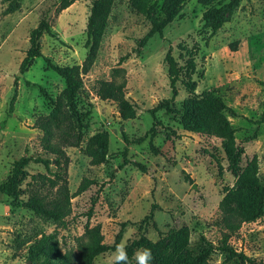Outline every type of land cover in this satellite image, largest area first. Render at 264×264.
<instances>
[{
	"label": "rangeland",
	"instance_id": "obj_1",
	"mask_svg": "<svg viewBox=\"0 0 264 264\" xmlns=\"http://www.w3.org/2000/svg\"><path fill=\"white\" fill-rule=\"evenodd\" d=\"M11 1L18 3L17 8L6 13ZM59 1L0 0V183L19 157L51 156L42 149V132L34 125L37 117L50 111L39 86L55 97L63 90L64 80L41 57L20 72L30 31L47 17L52 32L40 36V50L56 64L80 65L88 51L91 0H75L57 11ZM229 1L213 0L208 5L206 0H188L162 34L141 44L151 25L150 16L141 10L142 0H114L97 57L82 75L83 86L75 99L84 114V126L81 144L65 148L70 158L68 188L75 193L65 225L15 207L0 194V264H34L28 249L41 233L51 235L48 246L76 252L77 238L87 224L99 225L103 241L109 245L124 222L120 242L126 245L140 234L152 241L169 239L182 227L190 241L203 233L220 245L221 232L215 224L218 204L235 177L228 170L222 138L184 130L179 112L189 95L185 81L192 60L195 93L210 91L224 101L223 113L235 130L236 143L244 148L239 166L243 170L255 160L256 174L264 181V0H238L227 7L225 21L212 34L203 19L204 11ZM169 48L183 67L176 82L178 94L170 104L175 112L157 110L151 135L149 110L172 96L165 62ZM123 79L125 97L137 109L136 116L127 120L120 118L114 101L100 97L110 81ZM123 132L132 141L125 155ZM97 134L107 135V162L93 165L85 151L96 146L89 141ZM26 172L29 175L20 186L23 200L35 193H50L47 181L30 176L50 177L41 163L29 161ZM83 178L92 183L76 194ZM150 211L153 217L142 222ZM229 243L234 252L250 261L216 249L210 264H264V214L243 223ZM113 251L99 254L92 264H110Z\"/></svg>",
	"mask_w": 264,
	"mask_h": 264
},
{
	"label": "trees",
	"instance_id": "obj_2",
	"mask_svg": "<svg viewBox=\"0 0 264 264\" xmlns=\"http://www.w3.org/2000/svg\"><path fill=\"white\" fill-rule=\"evenodd\" d=\"M75 0H60L57 11H61L71 5ZM142 0L141 10L150 16V28L141 44L152 35L162 34L163 28L182 10L188 0ZM210 4L213 0H206ZM238 0H230L226 6L208 7L203 13L204 21L211 27L214 34L225 21L224 14L227 7H231ZM114 0H91V11L86 25V42L88 48L83 62L73 65H59L51 61L40 50L39 38L42 34H51L50 24L47 17H43L38 25L30 31L29 47L20 63V72H24L32 63L33 59L41 57L47 67L58 74L64 80L63 90L53 97L43 86H39L42 96L47 100L50 111L40 115L35 120V127L42 132L41 147L50 157L21 156L13 161L12 167L6 179L0 183V194L11 199V205L26 208L45 218L52 219L58 225H65V217L70 212V200L75 193H70L68 188L67 169L70 163L66 147H78L83 137L84 114L76 107L77 92L83 86L82 75L87 73L93 65L102 40V33L107 26L108 18ZM17 2L11 1L6 8V13L16 10ZM220 4V3H219ZM153 13L152 15H150ZM168 67L169 85L172 96L159 101L149 110L153 117L151 135L155 133L157 117L155 112L165 109L167 113L175 112L171 107L175 96L178 94L176 82L180 79L183 69L171 54L169 48L165 55ZM195 63L188 61L187 80L185 85L188 97L183 100L180 109V123L186 131L201 134H210L222 138L223 150L228 161V170L234 175L235 181L232 186L226 187L223 197L218 204V218L215 222L221 232L220 245L216 246L203 233H199L195 241H190L186 227H182L172 233L169 239L152 241L145 234H140L127 244L128 256L131 260L133 251L137 248L146 247L152 251L151 264H210V256L216 250H225L230 254L237 255L241 259L250 261L243 253H236L231 248L229 239L237 233L241 225L255 221L264 214V181L257 176L255 160L249 162L245 169L241 170L239 161L244 153V148L235 141L234 129L228 118L223 113L226 104L220 97L214 96L210 91L196 94V82L191 77ZM125 80L110 81L100 92L102 99H110L117 104L120 118L132 119L136 116V105L125 97ZM125 148L132 141L126 133H122ZM90 143L95 147L86 149L90 157V163L99 165L107 162L108 138L105 134H97L90 138ZM41 163L50 177L44 174H32L31 179L45 183L50 187V193H35L29 199L20 197V186L23 179L29 174L26 165L29 161ZM126 161V159H125ZM92 181L83 178L77 188L76 194L87 188ZM153 217L150 211L143 219L146 222ZM126 222L121 224V229L115 236L112 244L103 241L99 225L85 227L84 233L77 238V251L61 250L55 245L48 246L50 234L41 233V236L29 247L28 257L34 264H92L93 260L101 253L115 250L119 244ZM133 264V261H132Z\"/></svg>",
	"mask_w": 264,
	"mask_h": 264
},
{
	"label": "clouds",
	"instance_id": "obj_3",
	"mask_svg": "<svg viewBox=\"0 0 264 264\" xmlns=\"http://www.w3.org/2000/svg\"><path fill=\"white\" fill-rule=\"evenodd\" d=\"M153 259L152 251L150 248L141 247L133 251L131 260L128 256L127 245L122 240L115 246V250L111 253L110 264H151Z\"/></svg>",
	"mask_w": 264,
	"mask_h": 264
}]
</instances>
